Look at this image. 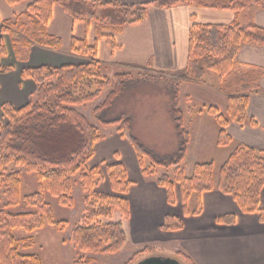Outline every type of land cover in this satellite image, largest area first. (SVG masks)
Here are the masks:
<instances>
[{
    "label": "trees",
    "instance_id": "16d2710c",
    "mask_svg": "<svg viewBox=\"0 0 264 264\" xmlns=\"http://www.w3.org/2000/svg\"><path fill=\"white\" fill-rule=\"evenodd\" d=\"M27 0H5L14 6ZM193 4L208 9H229L234 13L251 6L259 5L264 9V0H156L159 7ZM60 5L74 21L85 25L94 23L96 38H105L110 48H115L112 36L103 34L106 24L110 32L117 33L126 24L139 23L145 19L147 6L133 7L118 4H104L90 0H32L27 13L36 18L34 29L29 32L18 21L6 22L12 46L34 44L49 48H58L60 40L48 36L45 26L51 19L52 8ZM6 30V29H5ZM7 31V30H6ZM20 32V33H17ZM23 35V36H22ZM17 36V39L15 38ZM28 40H26V39ZM17 43V44H16ZM264 45V28L255 24L240 25L234 21L229 25L193 23L188 35V54L185 69L168 79L170 85L169 113L173 121L174 132L178 137L175 152L167 159L158 158L133 133L132 121L120 115L105 119L100 114L114 107L123 97L131 81L129 74H118L112 79L103 76L97 68L96 46H89L85 40L73 38L71 52L87 56L89 62L59 67L40 66L21 70L23 79L32 80L36 86L35 96L23 107L14 109L9 104L2 106L7 122L0 124V200L5 196L3 209L0 210V264H42L36 255L21 254L17 240L12 232L24 229L31 232L48 224L63 228L66 221L54 222L43 194L47 191L63 207H73L72 177L79 175L80 190L83 193L84 211L81 223L72 232V243L75 248L87 253L116 254L126 242V234L121 223L108 221L113 209H121L123 216H128L126 195L130 186L125 167L121 163L106 165L111 194L97 192L95 189L102 180L100 166L87 169L86 164L95 154V144L100 140L97 127L77 108L99 98L102 90L113 82V89L106 98L93 110L103 127L116 126L121 138L126 139L136 153L140 167L144 159L152 167L163 169L174 168L173 178L162 175L157 184L165 188L167 202L174 204V185L180 190L181 208L184 215L189 214L187 203L192 194L196 195V208L193 214L201 210V195L217 189L229 195L243 213L257 214L264 222V209L259 206L260 193L264 187V152L249 146L239 145L221 165L218 172L217 186H214V164L198 163L193 167L190 177L180 169L185 158L189 135L183 128V117L177 109L180 81L203 82L207 70L218 74L222 79L232 70L236 56L243 44ZM2 47L0 48V55ZM9 71L1 67L0 72ZM247 96H228L224 117L215 108H209L221 130L218 145L231 142L225 133L229 121L243 124L247 116ZM254 125V121L250 120ZM22 167L28 173H35L39 182L37 193L25 198V205L36 208L35 212L11 214L7 207L20 203L21 180L19 172L9 171V167ZM143 173L146 170L143 168ZM46 220H45V217ZM218 223L231 224L232 215L220 216ZM166 231L182 228L181 221L175 216H166L161 226ZM145 247L135 253L126 264H135L139 258L149 252ZM185 264H193L187 258ZM88 258L85 264H91ZM181 262V261H180ZM75 262L74 264H79ZM183 263V262H182Z\"/></svg>",
    "mask_w": 264,
    "mask_h": 264
},
{
    "label": "crops",
    "instance_id": "0c3cea01",
    "mask_svg": "<svg viewBox=\"0 0 264 264\" xmlns=\"http://www.w3.org/2000/svg\"><path fill=\"white\" fill-rule=\"evenodd\" d=\"M90 1L133 7L146 5L147 14L143 21L126 24L117 33L104 31L103 34L113 38L115 48L111 49L104 37L96 38L93 22L85 25L83 22L74 21L60 5H54L51 19L45 26V33L58 38L61 42L60 46L49 48L31 43L25 38L28 41L27 44L19 45L21 48L19 52L23 55L22 63H19L20 55L17 49L13 48L7 33L11 29L7 28L4 23L18 21L24 30L27 29L28 32L33 30L36 18L30 17L27 13L32 0L23 1L14 6H9L5 0H0V48L2 47L0 66L9 68V71L5 73L0 72L1 125H5L7 122V120L3 121L2 106L4 104L19 109L32 99L36 92V84L30 79L21 77L22 69L40 66L59 67L89 62L87 56L71 52L73 38L85 40L89 46H96L97 68L103 76L112 79L118 74H129L130 82L145 79L149 83L166 87L167 109L165 110L171 119L168 79L176 78V74L182 72L186 67L188 35L193 23L229 25L236 21L240 25L252 23L264 28V9L257 4H254L256 8L252 15L243 19L242 13L253 4L236 14L229 9H208L193 4L159 7L155 5L156 0ZM13 50L16 58L13 56L12 60H7L8 54H11ZM13 63L20 64V67L14 66ZM235 71L245 73L246 79L250 78L248 75L251 74L252 80H248V82L252 81L254 86L249 93L243 91L223 94L226 97V103L228 96L245 95L248 99L245 122L240 124L229 121L225 126V133L231 138V142L224 146L218 145L221 127L217 120L216 123L212 120L205 121L200 110L191 108H188L189 119L185 120L180 108L181 101L183 98L190 101V96L183 97L182 86L186 83L198 82L180 81L177 109L183 117V128L189 135L187 152L180 169L184 161L191 162L192 171L194 165L198 163L212 162L215 164V159H203L202 161L198 159L201 156H195V148H205L209 143L217 145L219 160H224V162L239 145L264 152V45L243 44L236 56L232 70L222 79L219 78L220 81L234 75ZM164 104L161 106L164 107ZM147 116V121L152 124V121L155 120L163 121V116L159 113ZM250 120L254 121V125L250 124ZM171 123L174 131L172 119ZM117 135L122 150L121 153L114 152L111 164L121 163L125 167L127 178L130 181L126 195L128 216L125 217V221H132L131 236L134 245L137 246L131 251L127 261L145 247H149L150 251H161L168 254L171 252L165 248L172 247L171 250L183 264H185V260L180 258L179 254L189 258L193 264H264V222L259 221L257 214L241 212L229 195L221 193L216 188L201 195L199 214H193L196 208L195 194L191 195L187 203L189 214L184 215L181 206L178 210H174L178 202L181 204L178 185H174V204L171 205L167 202L165 188L157 184V179L162 175H168L167 171H171V168L165 169L164 173L157 174L156 169L161 167H152L149 161L143 162V167H140L132 146L128 144V141V143L125 142L118 132ZM143 168L146 173L142 172ZM172 173H174V168H172ZM102 175L105 186L99 189L98 184L95 190L111 194L106 171L105 173L102 171ZM155 175L156 178L153 177ZM151 177H153L152 180ZM213 180L216 187L218 176L214 177L213 174ZM259 206L264 209V187L260 193ZM168 215L177 217L181 221L182 228L176 231L163 230L161 226ZM224 215H232L234 222L231 224L218 223L216 219ZM123 228L126 230L125 227ZM125 233L126 242L123 248L131 238L126 231Z\"/></svg>",
    "mask_w": 264,
    "mask_h": 264
},
{
    "label": "rangeland",
    "instance_id": "374dc122",
    "mask_svg": "<svg viewBox=\"0 0 264 264\" xmlns=\"http://www.w3.org/2000/svg\"><path fill=\"white\" fill-rule=\"evenodd\" d=\"M255 8L256 5L253 4L252 7L242 13V18L245 19L250 17ZM104 28L107 32H110L112 29L108 24H106ZM15 38L17 39V36H15ZM16 49L21 58H19L18 62L22 63L23 55L19 52L21 50L19 44L16 45ZM13 56L15 57L14 50L11 54H8L7 60H12ZM13 65L20 67V64L13 63ZM205 74L203 82L186 83L182 86L183 97L185 95L190 96V101H186L183 98L180 106L184 118L187 121L189 119L188 108L200 110L205 121L212 120L216 123V118L208 112L209 108H216L220 114L224 117H228L226 114V97H224L223 94L241 93L243 91L249 93L254 86L252 81L248 82V80H252L251 74L248 75L251 79H246L245 73L242 74L241 72L235 71L234 75L226 77L222 82L220 81L218 74L213 71L207 70ZM165 88L166 87H162V85L159 84L149 83L145 81V79L141 81H132L127 86L124 97L114 107L100 114V116L105 119H113L120 115L130 118L132 121L133 133L160 159H167L177 147V137L173 131L171 119L165 110L167 109ZM112 89L113 82L111 80V84L102 90L98 99L77 108L87 117L92 125L97 127L100 136V140L95 144V154L86 164V168L89 169L94 166H100L101 171L104 173L106 165L103 163L111 164V160L114 158V152L117 151L121 153L122 146L120 145V139H118L119 137L116 132V126H101L97 117L93 115V110L102 103ZM34 96L35 94L33 97ZM163 103H165L164 107L161 106ZM158 113L163 116L162 122H157V120H155L152 121V124L147 121V115L153 116ZM3 121L6 122L5 117H3ZM0 122H2L1 116ZM124 141L127 142L126 139H124ZM216 148L217 145L209 143L205 148L194 149L196 152L195 156H201V158L198 159H201L202 161L203 159H215L214 177L218 176V170L224 163V160H219L220 156L217 154L218 149ZM222 152L224 151L222 150ZM147 161V159H144V162ZM8 170L19 172L21 180L20 203L16 206L7 207L5 210L11 214L35 212V207L25 205V198L31 194L37 193L39 190V182L36 174L28 173L22 167L11 166ZM181 170L186 177H190L192 174L191 162L184 161ZM156 171L158 172L157 174H160L161 172L164 173L165 169L162 170V168H157ZM167 174L171 179L173 178L172 168L171 171H167ZM153 177L156 178V175ZM153 177L150 179L152 180ZM103 179L104 177L99 183V189L104 188L105 186ZM72 182L73 189L71 195L74 204L71 208L63 207L58 204L57 199L51 196L47 191H44L43 194L44 202L48 205L54 222L66 221L63 228L48 224L45 221L41 228L31 232L25 231L24 229L13 230L12 234L17 240L19 252L21 254L38 256L42 264H74L75 262L85 264V260L88 258L93 260L91 264H126L132 258L131 257L127 261L131 251L137 246L134 245L131 236V232H133L132 221L126 222L125 217L119 208L113 209L112 217L108 221L121 223L126 229L124 231L127 232L128 236H131L128 243L121 251L116 254H94L82 252L74 247L71 237L75 227L81 223L84 211V195L79 187L80 180L78 174L72 177ZM5 201V196L1 195L0 210L3 209ZM180 206L181 204L178 202L174 210H178ZM165 249L173 253L171 250L172 247H170V249ZM171 253L168 254L166 252L163 253L161 251L149 250V252L137 261L148 256H162L178 260L175 254Z\"/></svg>",
    "mask_w": 264,
    "mask_h": 264
},
{
    "label": "water",
    "instance_id": "95a60500",
    "mask_svg": "<svg viewBox=\"0 0 264 264\" xmlns=\"http://www.w3.org/2000/svg\"><path fill=\"white\" fill-rule=\"evenodd\" d=\"M135 264H183V263L169 257L148 256L140 259Z\"/></svg>",
    "mask_w": 264,
    "mask_h": 264
}]
</instances>
